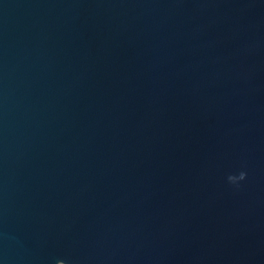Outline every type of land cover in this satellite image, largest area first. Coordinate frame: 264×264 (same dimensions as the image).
<instances>
[{
    "label": "water",
    "instance_id": "95a60500",
    "mask_svg": "<svg viewBox=\"0 0 264 264\" xmlns=\"http://www.w3.org/2000/svg\"><path fill=\"white\" fill-rule=\"evenodd\" d=\"M0 264H264V0H0Z\"/></svg>",
    "mask_w": 264,
    "mask_h": 264
},
{
    "label": "clouds",
    "instance_id": "9594fccd",
    "mask_svg": "<svg viewBox=\"0 0 264 264\" xmlns=\"http://www.w3.org/2000/svg\"><path fill=\"white\" fill-rule=\"evenodd\" d=\"M244 174L243 173H241V176H243Z\"/></svg>",
    "mask_w": 264,
    "mask_h": 264
}]
</instances>
